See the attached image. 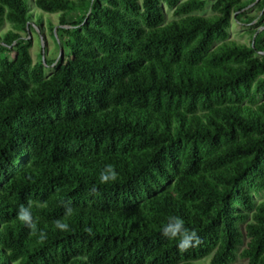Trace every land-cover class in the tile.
Here are the masks:
<instances>
[{
	"label": "trees",
	"instance_id": "16d2710c",
	"mask_svg": "<svg viewBox=\"0 0 264 264\" xmlns=\"http://www.w3.org/2000/svg\"><path fill=\"white\" fill-rule=\"evenodd\" d=\"M255 1L0 0V264H264ZM42 13L56 63L20 34ZM232 13L263 27L249 44L228 39ZM171 216L199 243L163 236Z\"/></svg>",
	"mask_w": 264,
	"mask_h": 264
},
{
	"label": "rangeland",
	"instance_id": "374dc122",
	"mask_svg": "<svg viewBox=\"0 0 264 264\" xmlns=\"http://www.w3.org/2000/svg\"><path fill=\"white\" fill-rule=\"evenodd\" d=\"M212 1V0H209ZM259 0H256L255 2L249 4L243 11L248 16H255L258 14L257 9V3ZM164 12H165V18L166 20H169L172 18V10L167 8L165 5H163ZM34 11V10H33ZM203 14H209L210 9L209 5L206 7V9L202 12ZM33 17L35 19V13H33ZM41 20L38 22H32L33 27L28 32V36H26V33L20 32L22 37H27L31 40L30 47H29V53L32 58V62L35 63L39 61L40 58H42L44 61L46 59H55V63L57 59L62 54V48L57 46L56 40H55V28L59 25L58 23V15L57 14H47L42 13ZM49 19L54 25L53 28V35L49 29L48 21ZM257 20L255 19L251 22H248L245 20H238L235 18V13H232L230 21H229V27L227 28L228 33V39H232L236 42L249 44L251 42V31L253 29H259L262 30L263 27L259 26L257 24ZM10 28V25L8 22L3 23V25L0 28V33L5 32ZM263 52H259V54H262ZM55 64H46L45 63V75L50 74L53 71V67ZM262 98L264 99V93L262 95ZM243 262L240 258H236L234 262L231 264H239ZM201 264H209V256L204 257L200 260Z\"/></svg>",
	"mask_w": 264,
	"mask_h": 264
},
{
	"label": "clouds",
	"instance_id": "9594fccd",
	"mask_svg": "<svg viewBox=\"0 0 264 264\" xmlns=\"http://www.w3.org/2000/svg\"><path fill=\"white\" fill-rule=\"evenodd\" d=\"M117 173L111 165H107L104 170L100 173V182L107 183L109 181H114L116 179ZM18 218L25 222L30 223L31 214L27 208L21 207L19 210ZM61 228H66V225H57ZM162 235L173 239L179 236L178 247L181 250H186L188 247L199 243V237L194 230H189L185 227V222L183 219L177 216H171L168 218V222L162 227Z\"/></svg>",
	"mask_w": 264,
	"mask_h": 264
},
{
	"label": "water",
	"instance_id": "95a60500",
	"mask_svg": "<svg viewBox=\"0 0 264 264\" xmlns=\"http://www.w3.org/2000/svg\"><path fill=\"white\" fill-rule=\"evenodd\" d=\"M62 55V54H61ZM55 64V63H54Z\"/></svg>",
	"mask_w": 264,
	"mask_h": 264
}]
</instances>
